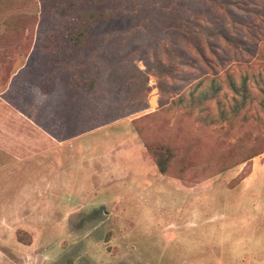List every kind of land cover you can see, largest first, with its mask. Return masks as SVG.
Here are the masks:
<instances>
[{"label":"rangeland","instance_id":"rangeland-1","mask_svg":"<svg viewBox=\"0 0 264 264\" xmlns=\"http://www.w3.org/2000/svg\"><path fill=\"white\" fill-rule=\"evenodd\" d=\"M50 1L53 11L68 2ZM228 1L118 0L127 15L115 28L128 35L107 56L84 54L106 100L93 111L94 130L73 139L56 112L74 106L66 89L73 58L57 61L46 50L63 31L60 21L21 31L11 44L1 41L0 26V264H264V0ZM174 14L196 26L193 40L169 28ZM218 29L235 42L207 38ZM172 50L195 64L178 67L180 78L158 76L156 63L178 66L167 55ZM202 55L237 85L248 77L254 100L229 115L232 123L215 104L219 119L208 124L176 103L183 95L187 102L201 79L209 87L210 78H195L212 74ZM124 63L149 88L140 96L147 107L106 124L113 116L107 103L123 99L111 84ZM216 79L228 110V78ZM137 124L150 142L180 150L197 173L211 171L197 181V174L179 175L176 164L161 174ZM252 150L263 153L241 163Z\"/></svg>","mask_w":264,"mask_h":264},{"label":"trees","instance_id":"trees-1","mask_svg":"<svg viewBox=\"0 0 264 264\" xmlns=\"http://www.w3.org/2000/svg\"><path fill=\"white\" fill-rule=\"evenodd\" d=\"M224 1L226 4L229 3L228 0ZM52 2H48V0H0V26L4 25L6 27V30L1 35V41L4 44L15 43L21 40V38H17L21 37V31L50 23L55 19L60 21L58 25L63 31L58 37L48 39L46 50L57 61L62 62L67 58H73L70 60L69 65L74 67L75 71L74 75L72 72V76L66 84V89L67 100L71 99L72 106H74L69 108L65 105L64 108L56 111L59 114L58 116L63 114L66 116L63 119V124L66 125L68 139H73L94 130L92 126H89V121L93 111H100V104L106 100L103 84H101L99 78H94L92 66L84 60V54H103L107 56L113 50L123 48L124 37L128 33L126 30L115 28V25L121 22L123 17H126L127 9L121 3L117 4L118 0H68L64 4L59 2L60 6L57 7L56 11H53L49 8V4ZM33 6L40 7L41 12L36 15L24 12V10ZM168 24L169 28L176 34L193 40L191 34L195 32L196 26L183 21L181 16L172 15L168 20ZM199 28L200 26L197 27V29ZM206 32H208L206 33L207 38L221 35L226 42H235L232 36H229L224 29ZM239 43L241 41L236 44ZM198 53L201 54L199 50ZM76 55H79V58ZM167 55L169 59L176 61L178 66L163 67L161 63H156L155 68H157L158 76L180 78L178 67H188L195 64L192 58L177 50L167 52ZM202 58L203 62L212 69V74L196 76L195 78H210L209 87L202 89L206 79H201L189 92L187 102L183 95L176 100V103L178 105H182L184 102L187 103L188 113L198 112L200 119L208 124L219 119L214 113V108L210 106L215 104V108L221 111L219 117L232 123L229 115L231 114L234 118L238 117L239 112L248 105L249 101L252 102L254 100L249 88L248 77H245L246 79L242 81L241 85H237L236 80L233 79L228 71H224L223 76H221L213 70L211 63L205 59L204 55H202ZM114 71V74L121 78H115L111 86L113 85L117 92L123 94V99L122 103L120 102L116 105L107 103L108 109L113 116L106 124L135 116L142 113L147 107L144 100H142L143 106L141 105L140 96L144 91V93L146 92L144 98H146L149 88L146 87L143 90L141 84H139L140 78H137L141 75L139 69H134L131 64L124 63L114 69ZM216 78H228L227 87L232 93V104L228 110L224 108L223 102L219 99L220 94L223 92V87ZM119 79L122 80L121 83L125 80V83L121 87L116 88L119 85ZM262 93L264 94V89ZM93 101L96 102L92 103ZM260 104L261 109L264 110V98ZM137 120L135 119L134 121ZM142 130L137 124L136 132L142 139L146 153L153 158L161 174L170 173L175 164L179 167V175L181 176H184L185 172L197 174L198 176L193 178L195 181L211 171L206 167L197 173L196 167L187 160L181 159L180 150L170 143L150 142L144 137ZM262 153L263 150H252L251 154L246 156L241 163L248 162ZM245 177L235 180L233 184L235 185V182L237 184L240 183Z\"/></svg>","mask_w":264,"mask_h":264}]
</instances>
